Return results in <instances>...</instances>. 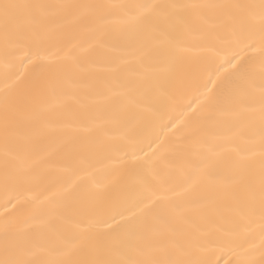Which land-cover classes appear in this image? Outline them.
Returning <instances> with one entry per match:
<instances>
[{
    "label": "bare ground",
    "instance_id": "1",
    "mask_svg": "<svg viewBox=\"0 0 264 264\" xmlns=\"http://www.w3.org/2000/svg\"><path fill=\"white\" fill-rule=\"evenodd\" d=\"M3 3L0 261L264 264L260 0Z\"/></svg>",
    "mask_w": 264,
    "mask_h": 264
},
{
    "label": "snow or ice",
    "instance_id": "2",
    "mask_svg": "<svg viewBox=\"0 0 264 264\" xmlns=\"http://www.w3.org/2000/svg\"><path fill=\"white\" fill-rule=\"evenodd\" d=\"M36 6L22 5L15 3H3L0 4V23L3 24L5 33L7 34L10 29H19L18 17L19 13L23 9H30ZM225 9H235L238 11L240 19L254 20L258 14L261 30L264 32V0H260L259 5H222L219 6ZM258 9V13L257 10ZM230 19L236 17L231 12L228 13ZM262 161L260 167V176L258 189L254 179H249L243 188V195L246 199L247 206L250 210H255L258 198L259 212L262 221H264V114L261 117V151ZM249 157L241 156L237 161V167L242 171L251 175L247 168V160ZM165 249L161 244L154 245L153 252H163ZM142 253V250H139ZM143 254V253H142ZM0 264H30L29 261L24 260H7L0 261ZM91 264H196L195 261H181L172 259H158V258H145L140 260H124L120 262H113L109 260H96Z\"/></svg>",
    "mask_w": 264,
    "mask_h": 264
}]
</instances>
